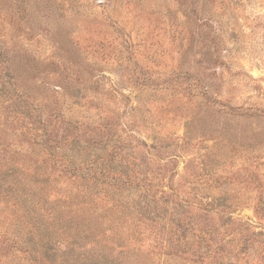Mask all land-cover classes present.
Here are the masks:
<instances>
[{
    "label": "rangeland",
    "instance_id": "1",
    "mask_svg": "<svg viewBox=\"0 0 264 264\" xmlns=\"http://www.w3.org/2000/svg\"><path fill=\"white\" fill-rule=\"evenodd\" d=\"M29 118L51 122L60 143L68 124H78V143L60 144L63 149L51 153L59 169L87 168V160L105 157L120 140L125 149L140 147L136 150L145 160L140 139L152 147L156 160L154 173L142 170L141 185H151L159 198L171 183L191 204L165 197L161 210L150 211L161 218L155 231L151 222L138 231L123 230L134 240L126 251L143 253L141 260L131 263L93 244L75 248L86 256L83 263L66 264H182L165 254L170 250L166 222L176 213L185 220L179 229L184 234L191 217L201 218L203 227L206 212L195 208L212 199L233 205L228 215L234 221L220 232L228 235L226 242L246 247L241 264H264V0H0V124L6 126L0 141L7 138L11 145L14 135L25 136ZM100 126L106 134L96 132ZM102 136L106 145L89 148L85 143ZM19 141L0 147V169L19 170L21 164L6 165L13 151L36 159L37 147L27 138ZM80 147L89 150L77 154ZM47 152H40L42 160L30 167L44 168L48 159L53 163ZM37 181L52 182L54 206L71 190L63 176ZM209 185L218 189H204ZM3 199L0 264H40L33 256L29 260L23 242L16 243L24 240L25 231ZM111 229H102L105 237ZM97 249L104 258L96 260ZM58 257L46 264H61Z\"/></svg>",
    "mask_w": 264,
    "mask_h": 264
},
{
    "label": "trees",
    "instance_id": "2",
    "mask_svg": "<svg viewBox=\"0 0 264 264\" xmlns=\"http://www.w3.org/2000/svg\"><path fill=\"white\" fill-rule=\"evenodd\" d=\"M21 80L22 84L28 83V80L25 82L23 78ZM27 89L30 90L28 87ZM61 89L63 88L60 86ZM60 90H55L57 96L61 93ZM27 98L29 99L30 96H27ZM34 98L38 99L39 97ZM42 98H48V96L44 95ZM56 101L58 103V100ZM25 110L29 111V109ZM27 116H29V113ZM31 116H34V114L31 113ZM9 121L7 119L6 122ZM27 121V124L23 127V135L26 137H20L19 134L14 135L15 137L11 139L14 144L11 145L5 138L4 143L0 141V147L3 149L5 146H17V143H20L19 138H27V142L31 144L32 148L37 147L32 153L36 159L33 160V157L30 159L19 157L18 153L12 150V159L7 160H13L16 163L7 161L6 165L13 168L17 166L16 164H21V166L17 167L19 170L16 171H9L8 169V171H5L7 167L0 169V183L5 187L0 190V198H4L1 204L11 208L10 212H12L14 220L19 222L23 231H25L24 240L18 239L16 243L23 242L25 244L24 250L30 257L29 260H32L33 256L36 260H40V264H46L49 258L59 256L57 260L61 264L70 262L83 263L86 256L76 252L75 248L91 247L95 244L96 247H101L100 249L115 251L119 258L127 259L131 263L136 262L142 259L140 255L143 256V253L137 251V254L129 255L126 247L129 249L130 244L128 242H134V240L128 232L125 233L123 230L133 227L138 231L144 225L147 226L148 222H151L155 231L158 226H161V218L150 211L153 207L158 211L161 210V206L167 204L163 201L165 197H170L173 200L177 198L178 203L183 205L190 204V201H184L181 198L179 189L171 183L167 182L166 185L169 188V192L162 191L163 195L159 198L157 193L153 192V189L150 190L151 185H141L142 180L140 177L144 174L142 170L154 173L156 160L151 156L153 154L151 153L152 147L140 139L138 143L146 147L145 154L147 156L144 157H147V159L145 160L141 159L139 155L141 152L136 150L140 147L128 144L129 147L135 148V156L134 153L127 154L126 150L134 151V149L129 147L125 149L126 142L119 139L120 141L111 150L108 149L106 151L105 157L87 160L86 162L88 163L85 165L87 168L59 169L55 163L56 157L51 153H55V150H62L64 146H60V144L67 146L73 145L72 142L78 143L81 138L79 134H76L77 130L79 131L80 129L78 124H68L66 134H63L61 137L63 140L60 143V139H58L60 134L51 122L48 123L49 121H44L43 119L32 121L31 118ZM7 124L14 125V123ZM4 127H6L4 124H0V130H4ZM127 129L128 127H125V130ZM39 131L44 134L39 136ZM96 132L106 134L102 126L98 127ZM85 143L90 148L106 145L108 140L102 136L94 144L91 141H86ZM89 148L80 147L77 150V154L84 155V151H88ZM40 152H47V155L52 157L53 163L48 159L46 167L31 168L29 165L31 162L35 164L42 160ZM174 160L171 159L169 163L174 162ZM138 166L140 167L139 169ZM84 169L85 171H83ZM56 175L58 177L63 176V179L69 181V187L71 188L69 195L65 200H61V204L58 206H54V200L51 197L52 182L41 184L37 181V179L45 176L52 178ZM27 181L32 183V187ZM204 189L214 192L213 190H217L218 187L209 185V187ZM123 202L125 203L124 205ZM46 203L50 204V206L47 207ZM188 206L183 207L185 212ZM232 206L229 201L223 202L217 199H212L205 203L201 201V203L196 205L195 210L197 212H206L208 222L201 227L203 220L200 218V220L194 221L191 217L188 223L190 231H186L185 234L179 230L185 220L173 213V219L170 218L166 222L170 229L169 231H164L167 239L170 240V246L168 247L170 250L166 251L167 253L165 254L178 257L183 262L182 264H241L244 260L241 257L245 254L244 250L246 247L226 242L228 235L220 232L225 230V228H230L229 224L234 221L233 218H229L231 213L228 215V212L233 209ZM262 206L264 209V204ZM104 210L111 211L115 215L108 217L97 214L99 211ZM211 213L214 214V217L210 215ZM136 218L138 219L135 220ZM226 218H229V222L227 221V225H223ZM216 219H218L219 223H222L223 227L218 228V221L214 222ZM110 226H113V229L105 237L106 231L102 229ZM7 241L14 242L15 240L9 239ZM250 245L251 243L247 244L248 247ZM232 247H237L238 250L232 251ZM100 249H97L96 260L104 258L98 254ZM110 257L111 255L109 256L108 254V258ZM149 259L152 261L153 256H149ZM178 264L181 263L178 262Z\"/></svg>",
    "mask_w": 264,
    "mask_h": 264
}]
</instances>
